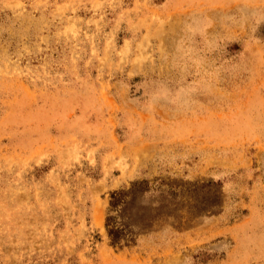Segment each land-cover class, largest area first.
I'll return each mask as SVG.
<instances>
[{
	"label": "rangeland",
	"instance_id": "374dc122",
	"mask_svg": "<svg viewBox=\"0 0 264 264\" xmlns=\"http://www.w3.org/2000/svg\"><path fill=\"white\" fill-rule=\"evenodd\" d=\"M0 264H264V0H0Z\"/></svg>",
	"mask_w": 264,
	"mask_h": 264
}]
</instances>
